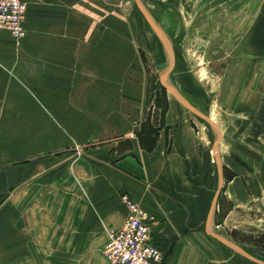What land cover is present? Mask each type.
Masks as SVG:
<instances>
[{
  "label": "crops",
  "instance_id": "1",
  "mask_svg": "<svg viewBox=\"0 0 264 264\" xmlns=\"http://www.w3.org/2000/svg\"><path fill=\"white\" fill-rule=\"evenodd\" d=\"M21 1L25 39L0 32V260L109 264L127 195L153 218L164 264H264L252 243L264 237V0L235 2L248 40L216 123L176 90L149 107L127 0Z\"/></svg>",
  "mask_w": 264,
  "mask_h": 264
},
{
  "label": "rangeland",
  "instance_id": "2",
  "mask_svg": "<svg viewBox=\"0 0 264 264\" xmlns=\"http://www.w3.org/2000/svg\"><path fill=\"white\" fill-rule=\"evenodd\" d=\"M127 1L123 11L128 13V22L122 23L128 24L134 42L141 50L146 66L149 107L152 108L155 94L171 95L168 85L191 99L216 123L218 108L221 111L223 108L222 98L218 101V96L225 94L227 98L233 92L232 64L238 56L234 49L239 44L243 45L244 39L248 40L234 33L236 22L233 19L238 9L236 0H223L224 4H206L205 0H140L143 11L156 28L167 35L164 39L174 44V55L172 49L157 36L137 0ZM117 7L120 6L114 5V10ZM236 26L237 31L239 23ZM253 38L258 44H264V13L257 22ZM218 103H221L220 106ZM256 215L258 222L264 221L263 212ZM0 221H5L3 224L7 227L8 211L0 217ZM0 232L4 233L7 241L8 229H1ZM252 241L258 249L264 250L263 236L252 237ZM8 248L7 243L0 245L5 254L9 252ZM0 264L10 262L2 258Z\"/></svg>",
  "mask_w": 264,
  "mask_h": 264
},
{
  "label": "built area",
  "instance_id": "3",
  "mask_svg": "<svg viewBox=\"0 0 264 264\" xmlns=\"http://www.w3.org/2000/svg\"><path fill=\"white\" fill-rule=\"evenodd\" d=\"M28 5L21 0H0V32L16 43L26 37ZM129 216L118 230L108 233L105 257L109 264H164L170 251L162 248L152 233L153 218L129 196L123 197Z\"/></svg>",
  "mask_w": 264,
  "mask_h": 264
},
{
  "label": "water",
  "instance_id": "4",
  "mask_svg": "<svg viewBox=\"0 0 264 264\" xmlns=\"http://www.w3.org/2000/svg\"><path fill=\"white\" fill-rule=\"evenodd\" d=\"M137 3H138V6H139L140 10L143 12L144 16L146 17V19L148 20V22L151 24V26L154 27L155 29H157L156 26L154 25V23L152 22V20L150 19V17L143 11V8L140 5V2L138 0H137ZM167 88H168V90L171 93H173L174 95L178 96V93L175 90H173L172 88H169V87H167Z\"/></svg>",
  "mask_w": 264,
  "mask_h": 264
}]
</instances>
